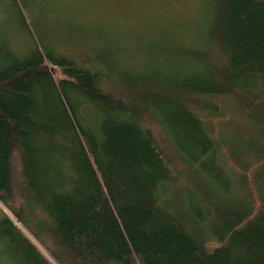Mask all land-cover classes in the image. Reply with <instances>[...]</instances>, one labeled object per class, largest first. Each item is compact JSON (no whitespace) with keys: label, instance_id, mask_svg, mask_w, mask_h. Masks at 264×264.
Wrapping results in <instances>:
<instances>
[{"label":"trees","instance_id":"16d2710c","mask_svg":"<svg viewBox=\"0 0 264 264\" xmlns=\"http://www.w3.org/2000/svg\"><path fill=\"white\" fill-rule=\"evenodd\" d=\"M11 2L28 40L0 33L2 259L264 264V0H204L147 76L46 47Z\"/></svg>","mask_w":264,"mask_h":264},{"label":"rangeland","instance_id":"374dc122","mask_svg":"<svg viewBox=\"0 0 264 264\" xmlns=\"http://www.w3.org/2000/svg\"><path fill=\"white\" fill-rule=\"evenodd\" d=\"M19 3L32 35L46 47L52 45L56 52L87 67L100 63L104 67L101 59H119L124 66L137 68L134 71L147 76L161 71L158 62L164 58L160 50L165 38L179 32L184 42L197 38L204 0H19ZM2 32L16 51L25 46L27 37L11 0H0ZM51 71L53 76H60L58 68ZM226 117L227 114L209 119L217 128ZM222 128L225 129L224 125ZM3 212L0 205V216ZM10 219L44 252L14 218ZM0 264L11 263L1 256Z\"/></svg>","mask_w":264,"mask_h":264}]
</instances>
